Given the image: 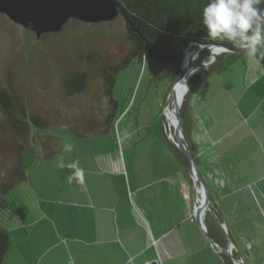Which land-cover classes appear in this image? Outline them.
Instances as JSON below:
<instances>
[{
    "label": "crops",
    "instance_id": "crops-1",
    "mask_svg": "<svg viewBox=\"0 0 264 264\" xmlns=\"http://www.w3.org/2000/svg\"><path fill=\"white\" fill-rule=\"evenodd\" d=\"M260 76L264 70L255 64L248 72L251 79L246 88L231 84L193 90L186 101L189 143L216 211V215L207 212L212 227L222 237L220 219L234 241V253L245 264H264V86L257 82ZM252 91L259 97L253 99V106ZM136 99L119 111V124L128 114L124 110L132 109ZM230 120H234L232 126L227 124ZM164 125L167 136V122ZM167 139L165 146L170 150ZM115 143L113 135L78 141L73 161L84 170L86 189L70 184L69 170L60 168L58 189L34 197L33 210L11 201L16 206L9 223L13 245L3 264H41L44 258L50 264L60 260V264H104L97 253L103 244L121 250L125 257L117 264H146L154 258L162 264H234L212 248L197 218L192 219L200 197L192 176L174 156L172 162L146 172L133 165L129 169L125 150ZM27 186L40 184L29 180ZM18 233L23 244L11 260L19 244ZM220 244L227 246L228 239ZM34 251L38 258L31 256Z\"/></svg>",
    "mask_w": 264,
    "mask_h": 264
},
{
    "label": "trees",
    "instance_id": "trees-1",
    "mask_svg": "<svg viewBox=\"0 0 264 264\" xmlns=\"http://www.w3.org/2000/svg\"><path fill=\"white\" fill-rule=\"evenodd\" d=\"M114 1L119 8L118 18L124 23V39L128 43V48L125 54L115 62H103V64L96 65L97 77L100 81L98 87L88 83L86 70H80L83 60L78 56V51L72 52L74 57L72 56L71 62L61 65L59 86L62 100L58 104L46 100L49 96L48 93L43 94L46 98L45 101L37 103L29 100V92L20 99L13 87L7 88L3 83L0 85V113L10 123L13 134L11 144L15 153L9 175L7 171L3 174L7 180L3 183L0 182V264L5 262L13 245V234L9 229V223L13 220L16 206L11 203L14 200L13 195L8 198L7 194L16 193L17 188L24 181L27 183L29 180H36L40 186L29 187L26 184L29 189L22 191V194L25 193L20 199L25 207L33 210L35 200L30 194L35 193L34 196H39V188L45 190V187L49 191L56 190L58 187L55 183L62 178L59 170L57 174L60 176L55 180L43 179V176L37 177L41 179H36L32 176V166L26 168L23 158L25 150L31 144L38 145L42 157L52 161L62 152L63 145L62 137L51 133L50 130L65 128L71 131L77 140L87 143L111 137L114 123L119 115V103L114 97L116 79L121 71L135 63L168 61L172 65L173 83L180 73L183 55L189 44H217L238 48L227 40L212 39L208 36L207 29L203 25V9L208 0ZM259 7L264 9V4ZM77 22L81 21L77 20ZM67 24L64 25V29ZM64 29L58 34H61ZM50 35L55 36L56 33H45L43 37H50ZM209 53L210 49H203L194 63L202 62ZM241 55L242 52L232 51H224L219 54L207 69H201L190 77L189 92L205 75L223 71ZM90 58V54H88L86 59ZM256 59L264 70V57L258 54ZM86 63L90 62L86 61ZM188 93L182 105V123L185 137L189 142L190 127L186 113ZM165 138L167 139L166 135ZM167 142L174 158L184 172L192 176L188 158L170 140L167 139ZM190 146L192 147V145ZM190 178L192 180V177ZM4 207L6 210L8 209L5 213L1 212ZM210 219L211 214L207 213L205 221L208 233L215 241L225 244L227 242L226 235L222 233V237H220L212 227ZM97 253L104 264H117L125 257L114 244L99 246ZM223 256L226 261L229 260L228 256Z\"/></svg>",
    "mask_w": 264,
    "mask_h": 264
},
{
    "label": "rangeland",
    "instance_id": "rangeland-1",
    "mask_svg": "<svg viewBox=\"0 0 264 264\" xmlns=\"http://www.w3.org/2000/svg\"><path fill=\"white\" fill-rule=\"evenodd\" d=\"M81 22L70 19L69 22H66L68 23L66 28H62L64 30L61 34H58V31L55 32V36L50 35V37L44 38L45 33L41 37H37L34 31L13 22L7 15L0 14V85L3 83L7 88L13 87L20 99L24 98L29 92V100L37 103L45 101L46 98L43 94L48 93L49 96L46 100L58 104L62 100L59 86L61 65L71 62L72 56L74 57L72 52L78 51V56L83 60L80 70H86L88 83L90 82L92 86L98 87L100 81L97 77L96 65L103 64V62H115L125 54L128 48V43L124 39V23L118 17L111 21L99 23ZM194 48H196V45H192L190 49ZM88 54L91 57L89 60L86 59ZM198 55L191 61V66L195 65L194 62L197 60ZM209 58L210 53L204 60ZM86 61L90 63L87 64ZM255 64L263 69L256 57L250 58L243 51L242 55L231 62L223 71L205 75L194 86L193 90L198 92L200 89L203 92L208 88L222 89L225 85L231 86V84H235L241 89L246 88L248 78L251 79L250 77L247 78L248 72ZM171 71L172 65L168 61L158 63L144 61L143 63H135L121 71L116 79L114 97L118 100L119 111L123 109L124 105L134 100V96L135 98L137 96L135 106L130 110L129 108L124 110L123 113H128L124 117V121L119 124L120 120L118 119L113 126L115 144L119 149L125 150L126 163L129 169L130 165H133L136 169L139 168L146 172V169H151L153 166H162L174 159L171 151L165 146V133L163 130L164 122H167L165 104L169 89L173 84V72ZM257 82L264 86V76L263 78L258 77ZM255 95L257 93L252 91V106L253 99H259L258 95L256 98ZM148 116H150V119ZM233 123L234 120L227 122L230 126ZM165 130L167 131L168 128H165ZM50 132L62 137V145L70 142L75 148L71 154L63 152L58 158L48 161L42 157L38 145L31 144L25 150L23 158L26 168L32 166V176L36 179H41L37 178L39 176H43V179H57L60 176L57 171L60 169L61 159L70 162L73 161V156H78L76 148H78L79 140L75 138L71 131L60 128L50 130ZM12 137L10 123L0 113L1 183L7 180L3 174L7 171L9 175V170L13 166L15 153L11 144ZM233 138L232 133H230L228 139L231 141ZM81 145L83 146V143ZM230 157H232L231 152ZM26 184L24 181L17 188L16 193H8L7 197L10 198L13 195L14 200L21 202L20 199L25 193L22 194V191H28L29 189ZM39 190V193L44 195L56 192L53 189L49 191L46 187L45 190L43 188H39ZM30 195L32 198L36 197L34 196L35 193ZM5 211H8L6 207L1 209V212L5 213ZM17 237L19 244L13 249L11 260L16 258V254H19L20 244H23L21 242L23 236L18 233ZM32 240H35V238H32ZM33 244L36 245L37 242ZM37 252L34 251L35 255L31 256L38 258V256L36 257ZM51 262L49 259L44 258L41 264H50ZM53 262L57 264L56 261Z\"/></svg>",
    "mask_w": 264,
    "mask_h": 264
},
{
    "label": "water",
    "instance_id": "water-1",
    "mask_svg": "<svg viewBox=\"0 0 264 264\" xmlns=\"http://www.w3.org/2000/svg\"><path fill=\"white\" fill-rule=\"evenodd\" d=\"M0 13L6 14L14 22L21 24L28 30L34 31L37 37H41L44 33H55L62 30L70 19L87 23L114 20L119 16V8L114 0H0ZM192 45H196V48L190 49ZM204 48L210 49V58L191 66V61ZM222 51L243 52L240 48L217 44H189L183 55L180 73L167 95L165 117L168 124V139L185 154L191 165L192 177L196 184V196L200 197V203L196 208V218L206 241L220 256L222 254L229 256L234 264H245L243 259L234 253V241L227 234L220 219H218V222L228 239V245H221L208 233L205 215L207 212H212L216 215V211L211 208L209 188L197 163L193 149L185 137L182 123V105L189 91L190 77L199 69L208 68ZM181 79H184L185 90L179 95L176 87ZM171 102L174 106L175 114L173 121L167 117V109ZM171 124L173 130H171Z\"/></svg>",
    "mask_w": 264,
    "mask_h": 264
},
{
    "label": "clouds",
    "instance_id": "clouds-1",
    "mask_svg": "<svg viewBox=\"0 0 264 264\" xmlns=\"http://www.w3.org/2000/svg\"><path fill=\"white\" fill-rule=\"evenodd\" d=\"M261 4L264 0H208L203 9V25L208 36L231 42L250 58L258 54L264 57V9L259 7ZM74 148L70 142L63 144L64 153L71 154ZM59 167L69 170L70 184L75 182L86 189L84 170L78 161L61 159Z\"/></svg>",
    "mask_w": 264,
    "mask_h": 264
},
{
    "label": "bare ground",
    "instance_id": "bare-ground-1",
    "mask_svg": "<svg viewBox=\"0 0 264 264\" xmlns=\"http://www.w3.org/2000/svg\"><path fill=\"white\" fill-rule=\"evenodd\" d=\"M176 90H177V94H179V95L182 92H184V90H185L184 79H181V81L179 82V84L176 87ZM167 117L169 120H172V121L175 119L174 106H173L172 102H171V104H169V107L167 109ZM171 130H173L172 124H171Z\"/></svg>",
    "mask_w": 264,
    "mask_h": 264
},
{
    "label": "built area",
    "instance_id": "built-area-1",
    "mask_svg": "<svg viewBox=\"0 0 264 264\" xmlns=\"http://www.w3.org/2000/svg\"><path fill=\"white\" fill-rule=\"evenodd\" d=\"M187 202H189V198L186 199ZM197 208V206H195V209ZM196 217V213L194 214V216L192 217V219H195ZM146 264H162V261L159 258H154V259H150L146 262Z\"/></svg>",
    "mask_w": 264,
    "mask_h": 264
},
{
    "label": "flooded vegetation",
    "instance_id": "flooded-vegetation-1",
    "mask_svg": "<svg viewBox=\"0 0 264 264\" xmlns=\"http://www.w3.org/2000/svg\"><path fill=\"white\" fill-rule=\"evenodd\" d=\"M0 14H2L3 16H5L6 14H4V13H0ZM13 21V20H12ZM14 22V21H13Z\"/></svg>",
    "mask_w": 264,
    "mask_h": 264
}]
</instances>
